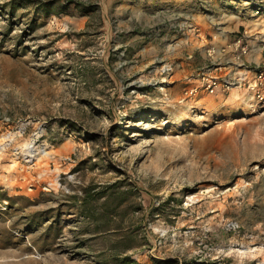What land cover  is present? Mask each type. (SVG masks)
<instances>
[{"label":"rangeland","instance_id":"374dc122","mask_svg":"<svg viewBox=\"0 0 264 264\" xmlns=\"http://www.w3.org/2000/svg\"><path fill=\"white\" fill-rule=\"evenodd\" d=\"M27 1L0 0V264H264V104L186 94L264 0Z\"/></svg>","mask_w":264,"mask_h":264},{"label":"built area","instance_id":"2783aa9c","mask_svg":"<svg viewBox=\"0 0 264 264\" xmlns=\"http://www.w3.org/2000/svg\"><path fill=\"white\" fill-rule=\"evenodd\" d=\"M261 10L256 8L255 13ZM210 35V43L205 48L206 68L197 75V86L190 88L186 94L195 95L203 90L207 94H226L234 89H245L251 105L264 104V62L251 66L244 61L252 36L242 29L225 44L218 45L217 41L223 36L220 28Z\"/></svg>","mask_w":264,"mask_h":264},{"label":"crops","instance_id":"0c3cea01","mask_svg":"<svg viewBox=\"0 0 264 264\" xmlns=\"http://www.w3.org/2000/svg\"><path fill=\"white\" fill-rule=\"evenodd\" d=\"M251 12V11H250ZM252 13V12H251ZM248 14V13H247ZM251 18V19H250ZM256 17L252 16V14L249 15V17L247 18V20H242V18H239V21L238 20H233V22H223V27H222V32L223 33H230V32H227L225 30H228V31H231L233 32L234 30L238 31V29L241 27V29H245L251 36L252 38L249 39V44L250 43H258V50H261L262 51V54H263V57H264V18L262 17H257L258 20L256 21H253V22H261V25L259 26V30L258 31H249V27H250V21L252 19H255ZM242 22H248L247 24H242ZM213 23V22H212ZM216 25V24H215ZM225 26L227 28H225ZM244 26V27H243ZM229 38H231L230 35H226L224 38H220L217 43L218 45H221V44H225L227 42V40H229ZM253 48V46H252ZM263 60V61H262ZM258 64H252L251 66H257L259 64H262L264 62V58L262 59ZM198 75V74H197ZM197 80V78H196Z\"/></svg>","mask_w":264,"mask_h":264},{"label":"trees","instance_id":"16d2710c","mask_svg":"<svg viewBox=\"0 0 264 264\" xmlns=\"http://www.w3.org/2000/svg\"><path fill=\"white\" fill-rule=\"evenodd\" d=\"M248 1L251 2L252 0H248ZM20 2L24 3L25 0H20ZM27 2H28V3H31L30 0L27 1ZM252 2H253V1H252ZM238 3H240V0H238ZM17 4H18V2H17ZM12 7H13V6H12ZM250 7H252V8H260L259 5L256 6V4H254V3H252V5H251ZM41 8L43 9V11H44L45 13H48V10L50 9L49 6H45V5H41ZM165 263H166V262H164L163 264H165ZM119 264H138V263H136V262H134V261H128V260L122 259V260L119 261Z\"/></svg>","mask_w":264,"mask_h":264}]
</instances>
